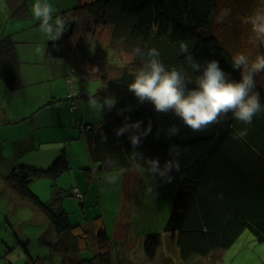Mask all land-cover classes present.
Here are the masks:
<instances>
[{"label": "trees", "instance_id": "trees-1", "mask_svg": "<svg viewBox=\"0 0 264 264\" xmlns=\"http://www.w3.org/2000/svg\"><path fill=\"white\" fill-rule=\"evenodd\" d=\"M77 3L69 17L66 12L60 13L66 18V31L49 48V55L64 57L69 62L65 77L69 107L76 112L80 99L89 97L88 89L80 84L86 80L102 83L99 98L117 97L112 119L96 133L91 134L87 124L79 127L82 138L87 140L86 151L91 161L84 170L87 183L97 181L100 170L106 169L100 162H107L109 171L114 170L109 169L114 168L111 161L123 168L142 165L139 157L135 162L130 158L133 151L130 133L118 138L116 130L126 122L125 117L130 118L127 122L142 121L141 130L151 121L152 131L141 137L136 151L145 158H158L161 169L168 160L180 162L179 171L173 169L168 173L181 175L183 181L164 228V234L176 243L179 263L194 264L195 259L205 262L214 258L216 252L231 247L245 230L263 242L264 112L254 117L251 126L233 119L229 112L221 123L193 132L173 113L155 112L150 101L140 103L128 90V84L143 67L139 55L132 54L136 46L141 47L142 54L148 48L158 49L159 58L168 69L188 73L193 82L188 87L193 88L198 75H202L213 59L220 62L226 79L240 81L244 69L232 67L233 57L242 53L254 61L264 55L263 42L245 44L243 52L235 53L229 43L220 39L214 28L221 0H77ZM238 25L236 20L233 28ZM234 33H230V41H234L231 40ZM180 41L189 44L192 56L202 65L196 72L185 54L180 53ZM19 67L15 41L1 38L0 80L10 92L21 88ZM254 79V91L260 93L264 105V73ZM118 111L122 114L118 115ZM174 124L180 127V134L169 137ZM245 128H248L247 136L234 139ZM111 145L118 146L117 152L112 151ZM70 170L68 155L63 151L47 168L15 167L6 177V183L21 200L46 217L49 228L42 242L50 248L51 264H118L120 261L113 259L106 218L89 219L85 215L88 220L74 225L71 213L63 207L64 196L79 199L81 205L86 199L77 186L64 191L58 187V180ZM41 181H52V200L43 202L36 195V183ZM75 189L80 190L81 198L75 196ZM145 239V255L153 260L162 244V234L149 232ZM86 252H91V257L86 258ZM33 263L43 264V260Z\"/></svg>", "mask_w": 264, "mask_h": 264}, {"label": "crops", "instance_id": "crops-1", "mask_svg": "<svg viewBox=\"0 0 264 264\" xmlns=\"http://www.w3.org/2000/svg\"><path fill=\"white\" fill-rule=\"evenodd\" d=\"M74 1L54 0L51 2L55 10L54 15L73 10ZM31 10V0H0V39L10 37L15 41L21 76V88L14 92H10L5 83L0 80V181L1 178L7 177L15 167L47 168L65 151L71 170L65 176H61L58 186H62L65 183L64 177L70 175L69 186L72 184L73 187L80 183L83 170L91 164L87 151L82 157L77 151L78 149L87 150V140L82 138L83 134L80 133L79 127L81 124H87L90 127V133H94L93 126L96 123L92 121L95 122L96 115L93 114L91 118L86 116L80 102L79 110L71 111L65 83V77L69 72V62L64 57L49 55L50 45L55 41H47V38L38 31L40 22L34 19ZM37 49L41 51L38 52ZM111 119L109 117L106 122ZM39 183L35 186V192L43 187L44 195H46V188L50 181ZM79 186L82 191V186ZM5 187L8 186L5 184ZM3 192L4 190L0 191V197ZM11 195L12 201L5 206L8 207L10 204L16 206L15 217L6 221L10 227L3 223L5 220L2 211L3 202L0 206V264H34L31 255L18 256V258L13 255L9 256L12 251L17 250L18 244H29L32 240V236L25 234V231L18 236L14 228L27 222L34 225L38 221L40 227L38 234L42 242L43 234L49 228L48 222L44 214L33 206L32 217L22 221L19 211L25 202L12 190ZM68 212L72 214L77 211L73 208ZM136 213L137 211L134 210L131 217ZM121 215L122 213L120 217H117L118 226L121 222ZM105 225L109 233L107 221ZM122 226L119 227L117 234L120 237L115 239L126 240L119 253L125 256L129 254L130 257L118 264H149L151 260L144 252L147 234H138L131 220L129 233L121 234ZM164 233L163 231L161 246H166V249H163L160 254L161 246L159 247L155 261L157 259L163 261L166 256L169 259L171 253L177 254L175 241L173 242ZM109 237L112 239L110 234ZM116 246L119 250L120 246ZM163 263L165 264L164 261Z\"/></svg>", "mask_w": 264, "mask_h": 264}, {"label": "rangeland", "instance_id": "rangeland-1", "mask_svg": "<svg viewBox=\"0 0 264 264\" xmlns=\"http://www.w3.org/2000/svg\"><path fill=\"white\" fill-rule=\"evenodd\" d=\"M35 2L36 0H31V7H33ZM47 2L51 3L54 2V0H47ZM77 4V0H75L73 7L76 8ZM220 9L219 18L216 27L214 28L215 32L221 40L229 43L230 48L235 53L243 52L245 44L253 46L258 43L259 40L256 39L255 33L252 32V25L246 24L243 21L245 18L254 16L257 13H264V0H221ZM225 10H228L229 12L226 16L222 15ZM71 13L72 10L66 12V14H68L67 17H69ZM56 15H58V13H56ZM236 20H239V25L237 28H233V26L235 27ZM231 32H235L231 36V40L234 39V41H230L229 39ZM80 84H84L85 88L88 89L89 97L95 96L99 99L97 94L102 90L101 82H90L86 80L82 81ZM89 97L81 98L80 105L84 108V114L89 118H91L93 114L96 115L95 122L92 121L93 123H96V125L93 126L94 132L96 133L98 129L104 126L103 124L109 119L110 115H112L116 105L111 110L105 106L102 114L95 113L90 110L88 106ZM108 97H115L117 99L114 95ZM100 99L103 100V98ZM111 149L112 151L117 152L118 146L111 145ZM77 151L81 157L86 153V150L78 149ZM110 159L111 157L109 156V160ZM102 164L105 165L106 169L100 170V177H98L97 181L92 180L90 184L87 183V179L84 177L85 171L83 170L82 180L79 184H75L79 188V185L82 186V193H85V197L88 198L83 204L86 208L81 205L79 199L73 196H64V207L67 211H71L73 208L76 209L77 212L72 213L70 216L71 219H73L72 223L74 225L81 221L84 222L88 220L85 215L87 217L89 216V219H92L93 217L106 218L109 226V233L108 231L107 233L112 237L111 244L113 249V259L115 261H122L123 259H128L130 256L129 254H127L128 256H125L124 254L119 253L122 246L126 243V240L124 239L119 241L115 239L120 237L117 235L119 227L123 225L121 234L129 233V223L131 220L134 223L138 234H148L150 232L161 233L163 235L166 222L168 221V217L170 216L173 207L174 198L181 187L183 178L181 175L173 173L167 174L163 177L158 176L157 173L155 177H152L147 170L141 173L137 170V166L123 168L122 165L117 166V162H115L114 168H109L114 170L109 171L106 166L108 163L100 162L101 167ZM97 165L99 166V164ZM145 167H148V165L145 164ZM114 172L120 173V179L118 183L110 184L108 183V176ZM97 176L95 178H97ZM70 178V175L64 177L65 183L58 187L63 191L71 188L72 184L69 186V181L71 182ZM51 183L52 181H50L46 188V195H44L43 187H41L40 190L37 189L38 194L36 195L43 202L53 199L54 192ZM5 184L7 185L6 177H3L0 181V191L4 190L0 197V206L2 205L1 202H3L4 208L2 211L4 213L3 219H5L3 223L8 226L9 224L6 223V221L15 217L16 206L10 204L8 207H5L12 201L11 188L5 187ZM36 184L40 183L38 182ZM89 188H91L90 191L88 190ZM134 210L137 211V213L135 216L131 217V213ZM121 213V222L118 226L117 217H120ZM33 214L34 208L28 202H25L19 211L20 219L22 221L29 220ZM39 229L38 221L34 225L27 222L24 224L22 223L19 227H15L14 231L18 236L21 232L25 231V234H30L32 236V240L29 241V244H18L19 246L17 247V250L12 251L9 256L13 255L18 258V256L31 255L34 260L41 259L43 260V264H51V261L49 260L50 248L40 241V234H38ZM116 245L120 246L119 250ZM165 247L161 246L160 254L163 249H166ZM214 256V258L209 260L205 259V262L195 259L194 264H264V242L259 243L247 230L237 238L231 247L222 250L219 253L216 252ZM217 256L220 258L215 261L214 259H216ZM85 257H91V252H86ZM154 259L151 260L149 264H164L163 261L165 264H171L172 261L174 264H181L175 253H171L169 259H167L166 256V259L163 261H160L159 259L155 261Z\"/></svg>", "mask_w": 264, "mask_h": 264}, {"label": "clouds", "instance_id": "clouds-1", "mask_svg": "<svg viewBox=\"0 0 264 264\" xmlns=\"http://www.w3.org/2000/svg\"><path fill=\"white\" fill-rule=\"evenodd\" d=\"M32 15L39 21L38 31L47 38V41L60 39L66 31L67 21L54 15L55 10L47 0H36L32 7ZM225 10L222 15H228ZM252 25V32L256 39L264 42V13H257L247 17L243 21ZM40 52V49H37ZM179 51L185 54L191 69L196 72L202 65L197 62L191 54L189 44L185 41L179 42ZM133 55H139L143 61V67L138 71L133 82L128 84V90L138 98L140 103L150 101L155 108V112L161 114L173 113L179 117L183 126L190 128L193 132H202L210 126L221 123L229 112L232 118L251 126L253 119L261 112H264V105L261 104L260 93L254 91L256 82L254 77L264 73V55L257 56L254 61L240 53L233 57L232 67L241 68L242 79L240 81L226 79L225 72L221 70L218 60H211L204 68L202 75H198L195 87L189 88L188 84L193 83L185 70L172 68L168 69L160 60V52L156 48H148L142 54V49L136 46ZM145 56L147 59H145ZM187 77V79H186ZM117 104L115 97H104L103 100L90 96L88 106L95 113L102 114L104 107L111 110ZM118 115L122 114L118 111ZM125 117L123 126L116 130L119 138L126 132L130 133L129 139L133 146L130 158L135 162L139 157L143 161L142 165H137V170L143 173L145 170L155 177L166 176L173 169L180 170L178 159H171L165 162L163 169L160 168L159 159L145 158L142 153L136 151L141 144V137H147L152 131V124L141 130L140 120L129 121ZM180 134V127L172 125L168 136ZM248 134V128L239 132L234 139L244 138ZM115 165L114 161H111ZM145 164L148 167H145ZM120 179V173L114 172L108 176V183L116 184ZM22 255V254H21Z\"/></svg>", "mask_w": 264, "mask_h": 264}, {"label": "built area", "instance_id": "built-area-1", "mask_svg": "<svg viewBox=\"0 0 264 264\" xmlns=\"http://www.w3.org/2000/svg\"><path fill=\"white\" fill-rule=\"evenodd\" d=\"M60 16H62V15H60ZM65 20H66V18H64ZM76 105L73 107V110H75L76 109ZM94 171H96V169L95 170H93V172ZM74 194H75V196H77V197H79V198H81L82 197V193L80 192V190L79 189H75L74 190Z\"/></svg>", "mask_w": 264, "mask_h": 264}]
</instances>
